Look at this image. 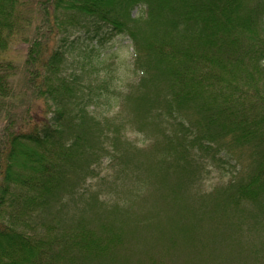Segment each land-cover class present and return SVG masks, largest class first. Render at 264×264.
Masks as SVG:
<instances>
[{
    "label": "trees",
    "instance_id": "1",
    "mask_svg": "<svg viewBox=\"0 0 264 264\" xmlns=\"http://www.w3.org/2000/svg\"><path fill=\"white\" fill-rule=\"evenodd\" d=\"M120 35L132 41L136 81L117 101L151 138L134 154L82 92L86 66L104 62L98 44ZM25 43L18 90L8 54ZM102 81L98 97L111 104L118 87ZM36 100L48 111L40 120ZM0 117V264H85L114 251L129 207L106 221L95 215V225L72 219L69 206L106 153L141 172L167 208L180 206L166 217L171 232L197 236L223 217V230L252 235L264 226V0H0ZM209 160L234 161L233 176L188 195ZM150 264L168 263L157 255Z\"/></svg>",
    "mask_w": 264,
    "mask_h": 264
},
{
    "label": "rangeland",
    "instance_id": "2",
    "mask_svg": "<svg viewBox=\"0 0 264 264\" xmlns=\"http://www.w3.org/2000/svg\"><path fill=\"white\" fill-rule=\"evenodd\" d=\"M138 12V9L134 10V14ZM86 43L94 45L96 42L87 39ZM86 43H82L81 49H84ZM24 45L13 46L8 54L15 61L19 70L16 78L21 84L16 85L18 90L24 85L22 83L24 75L21 71L27 46L26 43ZM98 45L100 50L95 54L99 53L101 59L104 58V62L97 67L92 64L86 66L81 81L82 92L85 95L84 101L87 102L86 106L96 117L103 119V122L106 118L110 121L113 128L110 132L111 135H113L116 126H119V136L129 145V152L134 154V148L136 150L146 149L151 143V138L136 128V125L122 111L118 102L130 84L136 81L133 71L132 41L127 35H120ZM80 57L79 53H74L73 57L70 56L67 59L68 73L74 72L76 68L73 66ZM77 72L80 73V69ZM105 77L108 78V81L113 80L118 87L114 91L115 93H111L112 97L117 98L111 104V100L104 96L98 97L101 96V93L104 95L105 84L102 80ZM35 108L34 116L37 120L48 113L42 100L35 101ZM3 121V118L0 117V131ZM106 147L112 150L110 143H107ZM111 154L113 153H106L99 161L91 164V173L82 183L80 193H77L76 197L71 200L70 216L72 219H77L81 214H84L91 223L97 225L96 222L100 219L106 221L115 217V206L119 207L116 208L119 213L121 207L128 206L129 218L131 215L133 217L131 221H128L127 226L130 229L125 232L124 241L122 240L114 248V251L108 255L96 257L94 261L90 258L85 264H150V258H155L157 255H162L168 264H264V226L258 227V231L255 229L252 235L249 233L244 236L240 233L232 234L226 229L223 230L224 224L231 219L218 217L214 221L205 220L206 223L201 225L202 228L198 230L200 232L197 233V236L192 232L190 236L181 237L176 234V230L171 232L166 224V217L170 213L181 215L178 212L180 206L179 208L175 206V209L167 208L161 201L162 193L160 191L157 196L151 195L150 188L140 183L141 172L134 173L131 165L122 164L121 161L122 165L117 164ZM232 164L234 161H206L200 181L193 184L195 190L193 189L194 191L188 195L195 198L199 195H206L218 185L228 182L235 169ZM152 212H163V215L152 217ZM95 215H98L100 219L95 220ZM117 215L120 217V214ZM144 217H151V220L145 221ZM235 222L236 220H233V223ZM175 238L178 239V242L172 245L171 241ZM209 241H213V245ZM249 248L252 251L248 250Z\"/></svg>",
    "mask_w": 264,
    "mask_h": 264
}]
</instances>
